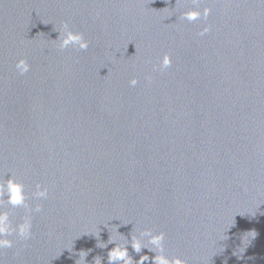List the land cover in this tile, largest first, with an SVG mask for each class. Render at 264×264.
<instances>
[{"label":"water","instance_id":"obj_1","mask_svg":"<svg viewBox=\"0 0 264 264\" xmlns=\"http://www.w3.org/2000/svg\"><path fill=\"white\" fill-rule=\"evenodd\" d=\"M175 4L0 0V182L15 175L41 205L0 197L33 233L10 237L3 264H75L80 251L108 264L115 244L95 234L107 243L116 228L163 232L187 264H264V0H200L212 11L194 22L179 18L192 0ZM64 23L86 50L58 48Z\"/></svg>","mask_w":264,"mask_h":264},{"label":"clouds","instance_id":"obj_2","mask_svg":"<svg viewBox=\"0 0 264 264\" xmlns=\"http://www.w3.org/2000/svg\"><path fill=\"white\" fill-rule=\"evenodd\" d=\"M200 0H192L193 7L189 10L182 11L180 13V19L186 20L188 22H194L200 20L201 18L207 19L211 14L212 9L210 7H203L201 10L199 8ZM180 0H176L175 5H179ZM210 26H205L199 32V35L203 36L205 33L209 32ZM58 48L64 50L69 46L74 48H79L81 50H86L89 46L88 40L84 38V35L80 32H74L69 28L67 23H64L62 30L59 32L58 37ZM172 64V58L168 53H165L159 62V69L164 70L170 67ZM156 67V66H154ZM15 68L20 75L27 73L30 70V65L25 59H20L17 61ZM150 80L151 77H146ZM130 86H136L138 80L133 77L130 81ZM7 196V203L13 206H21L27 210V213L40 212L41 205L37 203L34 208H32L28 203L29 197L25 194V185L15 176L9 175L6 181L0 182V197ZM48 197V188L39 183L35 185V192L33 198L36 199H46ZM116 235H110L107 243L99 241V232L95 234L97 237V246L106 247L107 244H115L107 255L108 264H145L147 261H151V264H187V261L181 259L180 257L169 258L165 254L164 239L165 234L163 232L153 233L151 229H144L139 231L138 234L132 231L131 240L124 238V236L117 231ZM32 217L30 214H26L15 226L12 225L9 220L7 212H0V251L4 249H10L14 245V239L10 237L19 238L21 240H28L32 237ZM256 233L254 231L246 233L247 237L254 238ZM123 239L122 243L117 242ZM245 236L242 238V243ZM146 241V242H145ZM131 244L132 249L136 253H140L143 248H147L149 251L154 252L155 255L149 257L148 255H141L139 260L134 261L129 255L128 245ZM245 248H239L240 253H243ZM235 254V253H234ZM88 252L80 251L78 253V259L75 264H86V256ZM0 264H3L0 261ZM94 264H101V259L98 257L94 258Z\"/></svg>","mask_w":264,"mask_h":264}]
</instances>
